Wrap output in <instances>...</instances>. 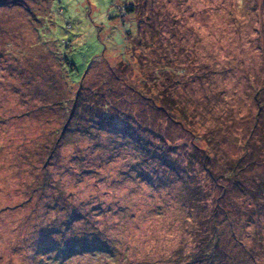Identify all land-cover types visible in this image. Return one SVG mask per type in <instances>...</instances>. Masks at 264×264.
I'll return each instance as SVG.
<instances>
[{
	"label": "rangeland",
	"instance_id": "obj_1",
	"mask_svg": "<svg viewBox=\"0 0 264 264\" xmlns=\"http://www.w3.org/2000/svg\"><path fill=\"white\" fill-rule=\"evenodd\" d=\"M132 2L0 0V264H264V0Z\"/></svg>",
	"mask_w": 264,
	"mask_h": 264
},
{
	"label": "trees",
	"instance_id": "obj_2",
	"mask_svg": "<svg viewBox=\"0 0 264 264\" xmlns=\"http://www.w3.org/2000/svg\"><path fill=\"white\" fill-rule=\"evenodd\" d=\"M122 12H124L125 15H135L136 19H137V36H136V42H138L140 44V42H146L144 44L145 49L149 52L152 51H157V48H160L164 43L161 44H157L155 43V35L152 34L153 32V26L154 24L152 23V21H148L149 19V15L147 13H145V0H133V2L129 5H126ZM153 24V25H152ZM147 26V28H146ZM145 28V30H144ZM151 28V29H150ZM149 29V31H148ZM149 41V42H148ZM136 44L132 43V46L135 47ZM163 50V48L161 49ZM167 55V52L162 53V58L158 61V58H154L151 59L148 55L145 56L146 61H142V65L145 66V64H151L152 67V73H150V76H147L149 79L153 78L155 83H161L162 85V93H160L161 98L163 97V99H161V107L166 109V107L170 106L171 109V113L173 112H177L179 118H177V121L179 123L185 124V123H189L194 121L196 119V117L199 116V112L194 110L193 113H188L186 110H183L182 107L180 106V103L177 101L178 98H176V94H175V90L173 89V82L174 80L172 79L173 75H168V67L171 64V60L166 59L165 56L163 55ZM149 58V59H148ZM163 60V61H162ZM69 67H73L72 64H68ZM141 70L143 71L141 74H146V72H148V70L144 71L143 67H141ZM166 73V74H165ZM147 75V74H146ZM171 81V83L168 85V82ZM203 112H201V115ZM207 158V157H205ZM204 158V160H205ZM203 160V164L204 161ZM205 166V164H204ZM229 174H233L232 172ZM211 175H213L211 173ZM235 175V173H234ZM233 189L238 190L240 193H243L244 195V199L248 196L251 195V193L256 189V188H247L244 187V185H233L232 186ZM225 190V189H224ZM264 199L259 198V199H255L254 201V205H250L253 206L254 208L256 207L257 210L261 211L259 216H263L264 217V205H263V201ZM215 246L217 242H214ZM213 250V254L210 256L211 258L214 255V247L211 249ZM209 258V260L211 259ZM209 262V261H208Z\"/></svg>",
	"mask_w": 264,
	"mask_h": 264
}]
</instances>
